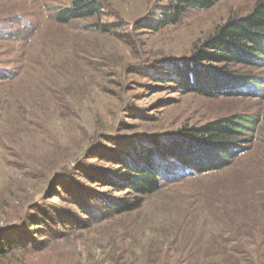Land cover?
<instances>
[{
  "label": "rangeland",
  "instance_id": "obj_1",
  "mask_svg": "<svg viewBox=\"0 0 264 264\" xmlns=\"http://www.w3.org/2000/svg\"><path fill=\"white\" fill-rule=\"evenodd\" d=\"M74 1L0 0V264H264V55L235 68L253 79L233 95L167 75L259 0L160 30L169 0H94L99 15L58 23ZM224 118L244 121L221 171L181 172L155 152ZM147 158L162 187L142 198L127 166Z\"/></svg>",
  "mask_w": 264,
  "mask_h": 264
},
{
  "label": "trees",
  "instance_id": "obj_2",
  "mask_svg": "<svg viewBox=\"0 0 264 264\" xmlns=\"http://www.w3.org/2000/svg\"><path fill=\"white\" fill-rule=\"evenodd\" d=\"M220 1L222 0H169L161 8V17L154 29L177 25L190 9H209ZM102 11L103 7L94 0H75L71 7L57 10L54 18L65 25L74 20L99 15ZM112 27L103 26L99 29L104 33H112ZM263 55L264 0H259L247 15L231 18L219 26L212 36L195 48L193 55L177 64H171L173 69L167 75L170 82L181 91L202 97H217L229 92L228 95H231L234 91L248 87L253 79L252 75L241 74L235 68L242 65H260L258 61ZM241 120L224 118L199 129H191L185 134L189 136L188 141L158 144L155 152L160 160L175 162L181 172L187 170L201 175L221 171L231 165L230 158L242 151L238 145L240 135L243 134V125L240 122L244 119ZM150 154L153 155V151ZM127 167L131 174L127 188L140 194L142 198L154 194L162 187V172L152 163L151 158L144 160L143 166L129 163ZM142 203V200L134 203L122 202L114 207L118 208L115 210L119 213H123L140 208ZM0 250V255H3L5 249Z\"/></svg>",
  "mask_w": 264,
  "mask_h": 264
}]
</instances>
